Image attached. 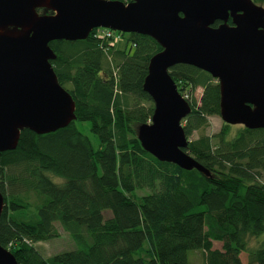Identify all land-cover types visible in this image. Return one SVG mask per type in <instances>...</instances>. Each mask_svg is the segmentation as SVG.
Masks as SVG:
<instances>
[{
	"label": "trees",
	"instance_id": "1",
	"mask_svg": "<svg viewBox=\"0 0 264 264\" xmlns=\"http://www.w3.org/2000/svg\"><path fill=\"white\" fill-rule=\"evenodd\" d=\"M120 35L129 48L105 52L95 29L86 40L49 43L76 119L45 135L24 129L16 149L0 153V246L17 264H189L190 251H200L203 264H241L242 253L247 264H264V129L223 124L189 141L186 151L209 176L157 161L142 149L135 127L151 121L143 83L162 48L148 36ZM168 74L188 96V139L219 115L220 88L191 66L176 65ZM77 122L89 123L97 151ZM57 225L75 248L44 257L36 244L55 239Z\"/></svg>",
	"mask_w": 264,
	"mask_h": 264
},
{
	"label": "water",
	"instance_id": "2",
	"mask_svg": "<svg viewBox=\"0 0 264 264\" xmlns=\"http://www.w3.org/2000/svg\"><path fill=\"white\" fill-rule=\"evenodd\" d=\"M98 28L148 36L162 48L143 83L151 121L136 132L157 161L210 175L186 151L181 123L191 109L168 74L176 65L217 80L224 124L264 129V8L252 0H0V153L15 150L24 129L45 135L75 121L49 43L86 40ZM3 207L0 192V216ZM0 264H17L1 246Z\"/></svg>",
	"mask_w": 264,
	"mask_h": 264
},
{
	"label": "rangeland",
	"instance_id": "3",
	"mask_svg": "<svg viewBox=\"0 0 264 264\" xmlns=\"http://www.w3.org/2000/svg\"><path fill=\"white\" fill-rule=\"evenodd\" d=\"M253 1V0H252ZM254 2V1H253ZM256 5L264 8V4L256 3ZM229 24V23H228ZM230 25V24H229ZM125 47L129 48V45H126V40L123 39L116 43L114 45V49L117 50H122ZM186 94V93H185ZM202 94V89L197 88L194 93H193V98L196 100L197 103H199L200 97ZM208 124L197 131H193L191 135L188 137L189 141H193L198 139L200 136L205 135V136H212L216 133H218L221 130L222 125L224 122L222 121L220 115L216 116H211L207 118ZM150 123V122H149ZM77 128L79 131H81L84 135H86L95 151L99 149V141L95 135H93L90 130H89V123L88 122H83V123H76ZM182 126L185 125V120L181 123ZM139 126L135 127V131L137 132V128ZM235 127H242L240 125H237ZM190 155V154H189ZM191 156V155H190ZM55 183H61L63 180L61 179H56L52 178ZM259 182L264 184V176L259 179ZM147 192V191H146ZM145 191H138L137 194L142 195L146 193ZM109 217L108 213H105V218ZM58 236L55 239L46 241V242H40L36 244V249L44 256V257H49L61 252L69 251L71 249L75 248V245L69 235L61 230V228L57 225L56 226ZM221 246L220 242H213V248L217 249L218 247ZM188 263L189 264H203V255L200 251H190L188 253ZM247 264V263H246Z\"/></svg>",
	"mask_w": 264,
	"mask_h": 264
},
{
	"label": "built area",
	"instance_id": "4",
	"mask_svg": "<svg viewBox=\"0 0 264 264\" xmlns=\"http://www.w3.org/2000/svg\"><path fill=\"white\" fill-rule=\"evenodd\" d=\"M95 36L96 38L104 41V43L106 44L105 52L114 49V45L119 41L123 40L122 36L120 35V32L118 33L116 31H111L109 29L103 28L95 29ZM182 97L184 99L188 98L187 94Z\"/></svg>",
	"mask_w": 264,
	"mask_h": 264
},
{
	"label": "crops",
	"instance_id": "5",
	"mask_svg": "<svg viewBox=\"0 0 264 264\" xmlns=\"http://www.w3.org/2000/svg\"><path fill=\"white\" fill-rule=\"evenodd\" d=\"M217 249H221V246L218 247ZM240 260H241V264H246L247 263V255L245 253H242L240 255Z\"/></svg>",
	"mask_w": 264,
	"mask_h": 264
},
{
	"label": "flooded vegetation",
	"instance_id": "6",
	"mask_svg": "<svg viewBox=\"0 0 264 264\" xmlns=\"http://www.w3.org/2000/svg\"><path fill=\"white\" fill-rule=\"evenodd\" d=\"M231 25V24H230Z\"/></svg>",
	"mask_w": 264,
	"mask_h": 264
}]
</instances>
